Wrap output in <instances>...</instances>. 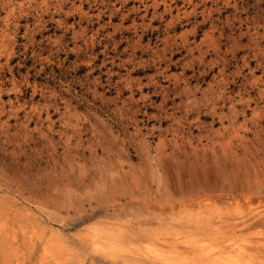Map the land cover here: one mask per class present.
Returning <instances> with one entry per match:
<instances>
[{
    "label": "rangeland",
    "instance_id": "374dc122",
    "mask_svg": "<svg viewBox=\"0 0 264 264\" xmlns=\"http://www.w3.org/2000/svg\"><path fill=\"white\" fill-rule=\"evenodd\" d=\"M264 264V0H0V264Z\"/></svg>",
    "mask_w": 264,
    "mask_h": 264
},
{
    "label": "bare ground",
    "instance_id": "6f19581e",
    "mask_svg": "<svg viewBox=\"0 0 264 264\" xmlns=\"http://www.w3.org/2000/svg\"><path fill=\"white\" fill-rule=\"evenodd\" d=\"M238 264V263H237Z\"/></svg>",
    "mask_w": 264,
    "mask_h": 264
}]
</instances>
